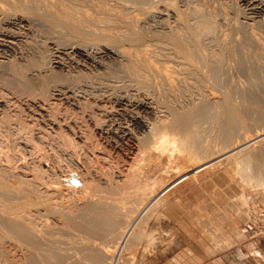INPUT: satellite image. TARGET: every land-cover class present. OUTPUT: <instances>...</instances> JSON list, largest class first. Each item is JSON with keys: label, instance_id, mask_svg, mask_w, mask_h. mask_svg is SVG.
Instances as JSON below:
<instances>
[{"label": "bare ground", "instance_id": "6f19581e", "mask_svg": "<svg viewBox=\"0 0 264 264\" xmlns=\"http://www.w3.org/2000/svg\"><path fill=\"white\" fill-rule=\"evenodd\" d=\"M244 2L254 10L256 15L251 23L257 25L254 17L264 9V0ZM215 11L209 10L202 0H0V25L3 22L14 26L13 29L2 26L4 24L0 26V46L10 51L0 55V81L15 89L16 85L29 88L41 95V100L43 97L48 100L47 95L51 93L74 97L82 92L102 100L113 99L115 105L108 100L112 106L97 103L105 120L111 122L107 131L112 136L127 133L119 129L120 125L111 126L119 117L138 127H146L145 135H141L134 149L137 158L147 152L170 156L174 152H184L191 160L202 159L192 170L195 174L227 155L234 157L243 177L261 186L264 178L260 161L264 159V144L260 140L264 139V132L257 128L264 127V111L254 100L233 103L232 95L237 87L231 81V71L241 68L252 77L261 75L262 63L257 62L256 56L251 60L255 52L248 55L253 51H250L252 45L247 46V43L254 40L261 44L263 39L252 29L256 25L244 22L247 25L244 26V20L234 19L228 10ZM220 18L227 27L242 30V33L246 31L243 50L238 45L242 54L232 39L233 31L226 32L227 28L220 27ZM260 24L264 27V20ZM22 42L30 46L24 45L31 48L35 57L29 53L30 59L24 54L28 53V48L23 52L28 60L21 59L23 56L16 58L22 54L12 56L21 53L19 48L23 46L19 44ZM47 52L53 56H47L50 60L46 59ZM77 54L82 59H77ZM248 56L251 61L245 60ZM257 56L264 58V48ZM233 60H236L235 65ZM233 66H237L236 70H232ZM259 83L261 81L257 80L250 84L257 86ZM254 128L257 130L253 132L257 134L255 139L260 141L256 142L263 144L258 151L252 146V150L248 148L253 139L248 137V132ZM71 137L68 142L75 150L77 138ZM84 145L97 150L93 142L86 141ZM135 166V163L128 164L119 177L106 178L103 182L87 180L81 177L82 172H77L81 184L71 179L75 172H70L61 182L54 183L55 178L53 183H48L46 174L47 180L40 179L39 172L41 169L43 174L48 169L43 171L40 166L38 170L35 168L39 173L34 170L31 176L17 175L9 170L10 167H0V264H121L126 258L125 252L140 242L149 221L164 205L161 196L192 173L189 169L159 192L148 194L150 198L145 200V196L137 194L146 193L150 178L147 173L135 171ZM59 183L69 190L63 192ZM49 216L57 218L58 222L54 221L57 228L49 222L52 220ZM237 233L243 234V231L240 229ZM239 254L248 256L242 249ZM255 254L261 255V252L257 250Z\"/></svg>", "mask_w": 264, "mask_h": 264}, {"label": "rangeland", "instance_id": "374dc122", "mask_svg": "<svg viewBox=\"0 0 264 264\" xmlns=\"http://www.w3.org/2000/svg\"><path fill=\"white\" fill-rule=\"evenodd\" d=\"M244 1L245 0H233V2L231 0H217V1L216 0H202L203 4H205L209 10L210 9L212 11L216 10L217 13L219 10L220 12H224L228 10L227 12L229 14L231 13V17L232 15H234L233 16L234 19L239 20L240 22L244 20L242 23L244 26H247L246 23L247 22L251 23V21L253 22V16L256 14H254L253 12L254 10L250 8L251 6H249ZM208 2L210 3L213 2V4H210ZM209 4L212 7H210ZM224 6H226V8ZM235 8H238V9H235ZM236 16L238 18H236ZM254 18H255L254 20L256 21L254 23H257V25H259L260 21L264 20V9L261 12H259L258 16H255ZM219 21H220L219 22L220 27L222 26L223 29L227 28L226 30L224 29L226 32L233 31L232 33L234 34L232 35V39L235 41V44H237L238 52L242 51L243 49L241 47H243L242 44H244V41H245L244 38L247 37V33H245L246 31H243L242 33V30L240 31L239 29H236V28L234 30V28L227 27L225 22L221 18ZM1 23L4 24V25L1 24L4 27L7 26V28H12V29L14 28V26L12 25H9L3 22ZM8 25L10 27H8ZM248 25L254 26L256 24L253 25L251 23ZM260 25L257 27L254 26L255 28L253 27L252 29L253 30L256 29L255 31L257 32L259 36L258 38L262 37L261 39L263 40L260 39L261 44L258 41H254V40L251 41L249 39L250 42H252V44L248 41L247 46L252 45L250 47L251 48L250 51H253V52H249L248 55L251 56V54L255 52L251 56V60H253L252 57L256 56L258 58H255V59L257 60L259 59L262 61L261 62L259 60L258 61L256 60L258 63H262V66H260L261 75L259 74L258 77L257 76L252 77L247 70H245L244 72L242 71L243 69L237 68L236 66L238 70L237 71L236 68H234L233 66L232 70H236V71H233V72L231 71V73H233V75H231L232 76L231 81H233V84L235 85V87H237L236 91H234L232 95V100H233V103H235V105L241 102H248L249 100H252V101L254 100L256 101L260 109L264 111V83H263L264 82V58L257 56V54L261 53V50L264 48V43L262 42L264 41V27ZM245 28L246 30H248L247 27ZM250 28L251 26L249 27V29ZM239 33L241 34V36H239L240 35ZM244 33L246 35H244ZM22 43H20L21 45L19 44V47L23 46L24 49L26 50L23 51V47H22V48H19L21 49L20 50L21 53H18L17 55H15L16 53L15 54L13 53V55L12 54L11 55L13 57H16L19 54H22L21 56L16 57L18 59L25 54L28 56V58L31 59V57L34 56V54L32 55L33 51L31 50V48H28L30 47L29 45H25L26 44L25 42H22ZM238 43H241V45ZM257 43H259V45ZM24 45L28 47H25ZM238 45L240 46L242 50H240ZM261 45H263V47ZM253 46H255L254 48L255 49L257 48V50L260 49L258 50L259 53L257 50H254V48H252ZM27 48L29 51L27 50ZM8 51H9L8 48L6 49V47L3 48L2 46H0V55L9 54L10 51L9 52ZM25 51H28V53L26 52L23 54V52ZM46 51H48V49ZM29 53L32 55L31 57ZM47 53H45V56L46 57L50 56L51 52L48 54ZM240 53L242 54V52H239V54ZM239 54H238L239 57L243 56ZM77 55H76L77 59H80V58L82 59V57L79 54ZM27 56L26 58L23 56V58L21 59L25 58V60L26 59L28 60ZM250 56H248V58H245V60L251 61ZM50 58L47 57L46 59L50 60ZM233 61H234L233 65H235L234 63L236 60H233ZM73 73H76V72H73ZM0 79H2V77H0ZM257 80L261 81V83H259L257 86H254L256 84L254 85L250 84L252 81L255 82ZM2 81L3 80L0 81V92H1L0 93V126H1L0 130H2L0 131V164L2 165V166L0 165V167L5 168V169H8V167H10L9 170L11 171L13 170V172L16 173L17 175L20 174L22 176H31L34 173L35 168L37 169V168L42 167V169L44 168L43 171L48 169L46 170L48 174L45 172L43 173L44 174L43 175L41 173L42 170L40 169L39 170L40 179L47 180L48 178L47 180L48 183L50 182L53 183L54 181L52 179L55 180V178L56 180L54 183H57L58 181L61 182L60 180H62L63 178H68L69 174H71L70 172L72 173L75 172L71 176V179L74 178L76 182L80 184H81V179L79 175H76L77 172L78 173L82 172V174H80L81 177L87 180L93 179L95 181L103 182V180L106 178L119 177L122 174V172H124V168L128 166V164L135 163L136 165L135 171H137L138 173L142 171L141 173L143 174L147 173V176L150 178V182H149L150 185L147 187L146 193H144L143 191H140L137 194V196L139 197L145 196L146 197L145 200H148L150 198V196H147L148 194H150L151 192H154V193L159 192L164 186L174 181L176 178L183 175L185 172H188L189 169H190V172H192L193 168L197 167L202 162L201 161L202 159H194V160L189 159L188 155L184 152H174L171 156L168 155V153H164L163 155H160L158 152H147L145 153V155L144 154L139 155L140 159H138L139 157L137 158L136 156L137 153H136V150L134 149H136L135 147H137V145L139 144L140 142L139 140L141 139V137L145 135L144 133L146 132V127L145 126L138 127L134 125L132 122L128 121L127 119L119 117V119H117L114 122L115 124L112 123L111 126L120 125L119 129L121 128L122 131H124L125 133L127 132V133L123 136H112L110 132L107 131L108 129L107 127L110 126L109 124L111 122L108 123L105 120L106 116H104L101 113V111L97 107V103L98 104L107 103L106 105L112 106L113 104L115 105V103L113 102V99L102 100V99H99L97 96L95 97L90 94L89 95L84 94L82 92L83 97L81 93H79L81 95H78V96L76 95L77 97L76 96L66 97L64 95H56V94L53 95L51 93L50 94L51 96L47 95L48 100L46 97L45 98L43 97L41 100V95L37 93L35 94V92L30 90L29 88H24V87H21L20 85L18 87V85H16L18 83L16 84L12 83L13 85L17 86L15 89V86L14 88H12L8 83L6 85L5 84L6 82L3 81L2 83ZM24 89H26L25 90L26 92L27 90H29L30 93L32 92L34 93H32L30 96L28 95L30 93L26 94ZM14 90L16 92H14ZM3 92H5V94ZM34 95L35 96L37 95V96L34 97ZM31 97H33L34 99ZM86 99L88 100L86 101ZM92 100L93 102L96 103V105L94 103L96 107L94 105L90 106L91 104H93ZM108 100L112 101L113 104L111 102L109 103L110 104L109 105ZM85 101L87 104L85 103ZM6 102L9 104H6ZM56 104H57V107L55 106ZM6 111H7V114H6ZM65 111H68V112H65ZM85 111L86 113H83ZM70 112H72L73 114ZM89 113H90V116H89ZM40 116H41V119H40ZM74 117L77 123L75 122L74 119H72ZM9 118L10 120H8ZM57 120L61 121V123ZM29 123L31 127L28 126ZM100 125H103V126H100ZM34 126L37 128H35ZM71 126L72 128L70 129ZM41 127L45 129L44 132ZM20 128L23 130H21ZM81 128L83 129V131ZM261 128L262 127L257 128L258 131L264 132V127L262 129ZM36 131L37 133L39 132L40 134L38 133L39 134L38 135ZM256 131L257 130L254 128L251 131V133L250 131L248 132L249 133L248 137L253 138L249 141L248 145L250 146H248V148L249 147L251 148L252 146L254 151L255 150L258 151L260 147L263 146L264 144V139L260 140L261 142L255 139L257 134L256 133L254 134L253 132H256ZM22 134H25V135H22ZM70 137L74 140L77 138L76 146L78 148L74 147L75 150L73 149L74 145L72 146L68 142V139H70ZM85 140L95 143L97 146V150L91 147L85 146L84 145V143L86 142ZM256 141L263 143V144L257 143ZM78 142H79V145L81 146L78 145ZM45 147L46 149H44ZM84 147H87L88 149ZM39 149H43V152L42 150H39ZM98 151L100 152V154ZM88 152L90 153L88 154ZM1 155H3L4 157ZM7 155H9L10 158ZM18 155L20 158L18 157ZM38 156H41V157H38ZM226 156L227 155H222L215 162L207 164L205 168L204 167L201 168L199 173H195L196 175L193 174V172L190 173L191 174L190 177H187L186 179L182 180L180 183L176 184L174 187L169 189L167 192H165L161 196L162 201H165L162 203L164 205L163 206L161 205V207L159 208V212L156 214L157 216L154 215L152 219L149 221L148 226L146 227L147 230L143 234L140 242L137 243V245L132 246V250H127L125 252L126 258L121 261V264H264V183L260 184L261 186H259L258 185L259 183L251 182V181L249 182V180L243 177L242 173L238 170L237 163H236V160H234V157L232 158L230 156L229 157L227 156L228 158H226ZM29 157H31V160ZM70 157H73V158H70ZM52 159L54 160L51 161ZM128 159H129V162H128ZM11 161L12 163H10ZM26 163H28V165ZM263 163H264V159L260 161V164L263 166V167L261 166L262 168L261 175H263L262 177L264 178ZM29 164L30 165L32 164V166H30ZM41 174L43 176H41ZM48 175H50L51 181ZM59 185L63 192H66V190H69L63 183H59ZM49 217L51 218H48V219L50 220L52 219L49 222H52L53 225H56L55 228H57L58 224L57 223L55 224L56 221L58 222L57 218L55 216H49ZM240 229L243 231V234L237 233V231ZM208 247H210L212 250L209 251ZM239 249H242L245 252H247L248 256L246 257L241 256L239 254ZM257 250L261 252V255L255 254V251Z\"/></svg>", "mask_w": 264, "mask_h": 264}]
</instances>
